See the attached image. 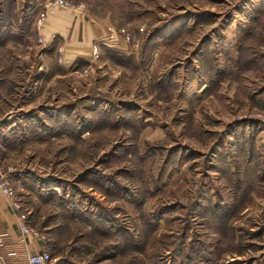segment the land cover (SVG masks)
<instances>
[{"label": "rangeland", "instance_id": "1", "mask_svg": "<svg viewBox=\"0 0 264 264\" xmlns=\"http://www.w3.org/2000/svg\"><path fill=\"white\" fill-rule=\"evenodd\" d=\"M53 1L0 0V168L41 250L264 264V0Z\"/></svg>", "mask_w": 264, "mask_h": 264}, {"label": "crops", "instance_id": "2", "mask_svg": "<svg viewBox=\"0 0 264 264\" xmlns=\"http://www.w3.org/2000/svg\"><path fill=\"white\" fill-rule=\"evenodd\" d=\"M73 17V14L72 16L65 13L59 15L46 11L42 32L49 34L55 31L59 35L65 36L73 25L70 30L71 37L66 40L68 43L69 41L74 42L78 34L74 30V25L79 18H75V22H73ZM6 19L14 20L16 17ZM84 26L88 28V32L85 30L88 38H85L84 41H91L97 27L91 24H84ZM19 223L17 214L10 211L6 198L0 191V264H25L26 254L38 252L42 248L40 237L30 229L22 233L18 228Z\"/></svg>", "mask_w": 264, "mask_h": 264}, {"label": "built area", "instance_id": "3", "mask_svg": "<svg viewBox=\"0 0 264 264\" xmlns=\"http://www.w3.org/2000/svg\"><path fill=\"white\" fill-rule=\"evenodd\" d=\"M49 4L50 1H49ZM54 5L58 6H67V2L65 0H54L52 2ZM109 34L107 36L106 42H109L108 45L116 46V36H122L125 42H130L131 38L130 35L124 30V29H112L110 28ZM105 41V40H104ZM101 41L99 43L106 42ZM97 50V44L93 46V52L96 53ZM0 191L5 196L7 205L11 212L16 213L18 216V219L20 220V223L18 225L19 230L24 233L29 230V228L24 223L25 220V214L20 212V205L19 202L15 199L13 190L9 184L7 172L0 168ZM25 264H54V258L51 257V254L46 250H40L35 253H28L25 256Z\"/></svg>", "mask_w": 264, "mask_h": 264}]
</instances>
